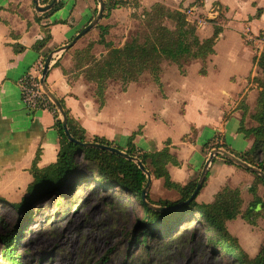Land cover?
Listing matches in <instances>:
<instances>
[{
    "label": "crops",
    "instance_id": "1",
    "mask_svg": "<svg viewBox=\"0 0 264 264\" xmlns=\"http://www.w3.org/2000/svg\"><path fill=\"white\" fill-rule=\"evenodd\" d=\"M59 4L56 11L41 14L33 0H0V198L13 204L27 195L34 164L48 168L57 163L60 152L55 113L41 109L30 114L22 102L20 79L34 73L52 51L70 44L99 9V0H60ZM158 6L183 14L191 11L188 21L197 23L202 39L212 38L216 28L222 30L206 73H201L203 63L194 61L182 69L163 64L157 80L146 73L138 82L111 80L102 88L89 81L87 62L123 48L144 14ZM199 20L205 23L199 25ZM261 33L264 0L121 3L106 9L94 30L56 56L46 85L85 131L87 142L103 138L126 150L135 135L133 146L140 153L168 148L178 163L168 165L170 179L184 187L199 181L212 150L238 157L252 149L254 138L241 129L257 126L252 116L258 108L261 89L255 79L261 71L254 59L263 49L258 53L245 37ZM217 144L220 147L213 148ZM254 183L252 173L218 156L211 162L197 202L212 204L224 188L249 192ZM150 196L164 201L179 198L154 176Z\"/></svg>",
    "mask_w": 264,
    "mask_h": 264
},
{
    "label": "trees",
    "instance_id": "2",
    "mask_svg": "<svg viewBox=\"0 0 264 264\" xmlns=\"http://www.w3.org/2000/svg\"><path fill=\"white\" fill-rule=\"evenodd\" d=\"M51 1L40 0V3L46 5ZM105 1L106 9L117 6L110 0ZM59 7L58 3L53 10L45 14L52 13ZM261 13L262 11H259L258 16ZM197 29V23L189 22L188 17L182 12L158 6L144 14L141 30L123 48L110 49L108 54L100 60L87 62L89 64V68L86 69L88 80L98 83L99 88L111 80L122 81L124 84L138 82L146 73L157 80L162 73L163 64H175L182 69L194 61L203 63L201 73L205 74L207 62L215 54L216 41L222 30L216 28L212 38L202 39L198 36ZM262 38L264 39V33L259 35V39ZM254 62L261 71L260 78L255 79L261 91L257 111L252 116L257 126L252 129H241L246 137L254 138V144L249 152L238 156V158L264 172V48L260 56L255 57ZM61 103L68 117V129L71 136L76 141L87 142L85 131L70 118L64 103ZM52 108L56 116L55 128L60 137L58 161L45 169H38L36 163L34 164L32 170L34 181L29 186L28 193L23 200L19 204L13 205L16 210L31 216L30 211L38 205L37 203H52L57 196L66 199L73 191L83 188V185L87 183V179L82 178L80 173L81 169L85 167L90 170L92 174L90 181L96 182L95 187L101 183L103 186L100 188L102 189H114L122 192L132 198L142 209L143 217L140 222L142 237L135 238L137 244L146 245L148 238L155 235H160L161 239L168 238L176 230L192 226L193 224H190L192 222L196 224L205 221L209 230L219 235L215 243L235 263L264 264V248L255 259L251 260L238 240L233 238L227 230L228 222L234 221L240 216L248 222H252L254 216L259 214L260 209L264 211V200L258 195V186H264V180L258 175L252 173L255 176V183L252 185L250 193L254 196V200L244 213L242 211L244 200L241 191L230 188H224L212 204H199L196 198L188 204L179 206L191 198L196 190L198 180L192 181L184 187L172 183L167 167L169 164L177 165L178 163L168 148L156 153H140L133 146L135 135L129 139L126 150L109 140L94 138L93 142L95 143L115 147L130 156L138 157L152 176L156 179H163L167 189L175 190L179 194V198L175 201L159 200L154 202L149 192L147 200L153 205L179 206L174 210L155 211L148 208L142 198L143 190L147 184V176L144 172L134 162L121 155L103 150L85 149L69 142L60 114L55 107ZM219 147L218 144L213 146V148ZM38 159L39 153L36 160ZM225 162L235 165L227 159ZM1 201L6 203L4 200ZM196 217L198 218L196 219ZM17 233L18 230H14L10 234L0 236L3 258L8 264H22L20 255L15 252L19 243L16 237Z\"/></svg>",
    "mask_w": 264,
    "mask_h": 264
},
{
    "label": "rangeland",
    "instance_id": "3",
    "mask_svg": "<svg viewBox=\"0 0 264 264\" xmlns=\"http://www.w3.org/2000/svg\"><path fill=\"white\" fill-rule=\"evenodd\" d=\"M141 28L142 19L132 37ZM245 38L248 43L254 42L253 49L258 53L263 49L264 39L259 40V35L247 34ZM80 173L87 179L83 188L66 199L37 203L31 216L0 198V236L18 230L15 252L22 264H237L215 243L219 235L210 231L205 221L192 222V226L176 230L168 238L155 235L146 245L137 244L135 238L142 237L143 217L138 204L122 192L100 188L101 183L95 187L87 168ZM241 195L244 213L254 196L247 189ZM258 195L264 200L263 185L258 186ZM151 198L159 201L156 196ZM227 230L249 258L255 259L264 248V211L260 209L252 222L238 217L227 224ZM0 264H8L1 241Z\"/></svg>",
    "mask_w": 264,
    "mask_h": 264
},
{
    "label": "water",
    "instance_id": "4",
    "mask_svg": "<svg viewBox=\"0 0 264 264\" xmlns=\"http://www.w3.org/2000/svg\"><path fill=\"white\" fill-rule=\"evenodd\" d=\"M33 2H34V5H35V8H36L37 12H39L41 14H45V13L53 10L55 8V6L60 2V0H52L49 4H46V5H42L40 3V0H33ZM105 9H106L105 0H99L98 13H97L96 17L92 20V22L87 27H85L74 38V40L70 44H68L66 46H63V47H61V48H59L57 50L52 51L47 56V58L45 60L44 70H43L42 78H41V85L43 87V90L45 91L47 96L52 100V102L54 103L57 111L60 114V118L62 120V125H63V128L65 130V134H66L69 142L75 143V144H77V145H79V146H81L82 148H85V149H97V150L108 151V152L113 153V154H118V155L123 156L125 159H127V160H129L131 162H134L139 167V169L142 170L144 172V174L147 176V184H146V187L143 190V194H142L143 201H144L145 205L148 208H150L152 210H155V211H159V212H164V211H168V210H171V209L174 210L177 207L185 205V204H188V203L192 202L194 199H196L198 197V194L202 190L205 182H206L207 175H208V169H209V167L211 165L212 160L215 157H218V156H221L224 159H227V160L231 161L233 164L243 168L246 171H249V172H251L253 174L258 175L260 178H262L264 180V172L262 170L258 169L257 167L251 166L250 164L246 163L245 161H243L242 159L238 158L237 156L227 152L226 150L215 149V150L211 151V153L209 155V158H208V160L206 162V165H205V167L203 169V172L201 174V177H200V179L198 181L196 190L194 191V193L192 194L191 198L187 202L182 203V204H180L177 207L156 206V205H153V204L149 203L148 200H147V195H148V193H149V191L151 189V186H152V175H151V173L148 170L145 169L143 163L141 162V160L138 157L130 156L129 154H127L124 151L119 150L118 148L110 147V146L103 145V144H100V143H95V142L82 143V142L76 141L71 136L70 131L68 129V117H67L66 111L64 110V107L62 106V103L60 102V100L58 98H56V96H54V94L47 87V85H46V77L48 75L49 67H50V64L53 61V59L58 54H60L61 52L70 50L72 47L75 46V44L82 37H84L89 32L94 30L99 25L100 21L103 19V16H104V13H105ZM59 198H60V196H57L56 201Z\"/></svg>",
    "mask_w": 264,
    "mask_h": 264
},
{
    "label": "built area",
    "instance_id": "5",
    "mask_svg": "<svg viewBox=\"0 0 264 264\" xmlns=\"http://www.w3.org/2000/svg\"><path fill=\"white\" fill-rule=\"evenodd\" d=\"M110 1L112 3L117 4L118 6L121 3H125L127 5L133 4L137 0H110ZM185 15L190 16L192 15V12L188 11L185 13ZM204 23H205L204 21L199 20V25L204 24ZM250 43L253 44L254 42L252 43V41H250ZM262 43L264 44V42ZM55 59L56 57L53 59L51 64L54 62ZM44 64H45V60L39 63L38 68L35 70L34 73L26 74L20 79V82H19L20 87H21V92H22V102L24 104V107L30 114H35L38 110H41V109L52 111L53 109L52 107H55L54 103L47 96V94L45 93L41 85V78H42V73L44 70Z\"/></svg>",
    "mask_w": 264,
    "mask_h": 264
}]
</instances>
